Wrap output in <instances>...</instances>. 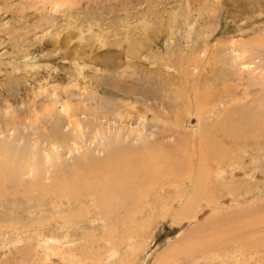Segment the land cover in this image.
<instances>
[{"label": "rangeland", "instance_id": "rangeland-1", "mask_svg": "<svg viewBox=\"0 0 264 264\" xmlns=\"http://www.w3.org/2000/svg\"><path fill=\"white\" fill-rule=\"evenodd\" d=\"M62 262L264 264V0H0V264Z\"/></svg>", "mask_w": 264, "mask_h": 264}, {"label": "bare ground", "instance_id": "bare-ground-1", "mask_svg": "<svg viewBox=\"0 0 264 264\" xmlns=\"http://www.w3.org/2000/svg\"><path fill=\"white\" fill-rule=\"evenodd\" d=\"M77 126H79V125H74L73 127L75 128V129H77L76 127ZM205 140V139H204ZM209 142V141H208ZM207 150V149H206ZM203 150H201V152H202ZM214 151V150H213ZM204 152H205V150H204ZM204 152H203V155H205L204 154ZM117 153V152H116ZM211 154L213 153V152H210ZM84 154V153H83ZM143 154H145V155H143V157L149 162V164L150 163H152V162H154L157 158H154L153 156H151V154L150 153H148V152H144ZM123 155V154H122ZM124 155H125V153H124ZM123 155V156H124ZM209 155V154H208ZM131 156V155H130ZM158 156H163L162 154H157V157ZM209 156H211V157H213L212 155H209ZM215 156V155H214ZM205 157V156H204ZM208 157V156H207ZM216 157V156H215ZM214 157V158H215ZM206 158V157H205ZM204 158V159H205ZM155 159V160H154ZM160 159H161V157H160ZM86 160V159H85ZM211 160V159H210ZM130 161H131V158H129L128 156L127 157H124L123 158V160L121 161V165H120V167H124L125 168V170L124 171H130V169H129V166H131L132 164L130 163ZM205 161V160H204ZM156 162V161H155ZM146 164V163H145ZM201 164V163H200ZM218 164V163H217ZM80 167V166H79ZM85 167V166H84ZM86 168V167H85ZM199 169V168H198ZM207 169V168H206ZM132 170V169H131ZM133 171V170H132ZM207 171V170H206ZM209 171V170H208ZM99 172H100V170H99ZM79 173H81L80 171H79ZM78 172L75 174V176H74V179H76L77 177H76V175L77 174H79ZM101 173L103 174V176H104V180L103 181H100L99 183H97V184H94V185H89V186H84L83 187V189L84 190H89V188L91 189H93V190H98V192L100 191V192H103L104 193V195H105V169L104 170H101ZM107 174V173H106ZM154 174H156V173H154ZM80 175V174H79ZM132 175V174H131ZM209 175V174H208ZM79 178H80V176H78ZM82 177V176H81ZM197 178L196 179H198L197 181H195V182H200V174H198L197 176H196ZM109 178H112V176H110ZM195 179V178H194ZM216 179V178H215ZM110 183V182H109ZM67 184V183H66ZM61 187H62V185H61ZM80 187H82V186H80ZM196 191V190H195ZM206 191V190H205ZM74 192V191H73ZM70 193H71V190H70ZM141 193H143L144 194V192H141ZM140 193V194H141ZM206 193V192H205ZM140 197V195L138 196V198ZM142 198V197H141ZM138 201V200H137ZM103 205H104V203H103ZM166 211V210H165ZM224 235V234H223ZM247 237V236H246ZM46 250H47V252L46 253H49V254H53L55 251H53L51 248H47L46 247ZM48 255V254H47ZM61 256V255H60ZM51 257V256H50ZM54 257V256H53ZM60 258V257H59ZM65 259V258H64ZM70 259V258H69ZM73 260V259H72ZM67 262H70V260H68ZM62 263H64V262H62ZM74 263V262H73ZM64 264H66V263H64ZM69 264H71V263H69Z\"/></svg>", "mask_w": 264, "mask_h": 264}]
</instances>
